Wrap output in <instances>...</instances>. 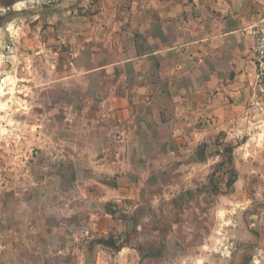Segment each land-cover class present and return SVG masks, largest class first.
<instances>
[{
  "label": "crops",
  "instance_id": "obj_1",
  "mask_svg": "<svg viewBox=\"0 0 264 264\" xmlns=\"http://www.w3.org/2000/svg\"><path fill=\"white\" fill-rule=\"evenodd\" d=\"M72 2L51 17L59 47L45 50L60 54L73 100L101 108L108 140L89 178L76 169L93 184L70 204L0 209V264H146L159 219L206 209L215 167L237 166L233 138L263 87L253 31L264 0Z\"/></svg>",
  "mask_w": 264,
  "mask_h": 264
},
{
  "label": "rangeland",
  "instance_id": "obj_2",
  "mask_svg": "<svg viewBox=\"0 0 264 264\" xmlns=\"http://www.w3.org/2000/svg\"><path fill=\"white\" fill-rule=\"evenodd\" d=\"M72 1L17 0L10 8L0 6V209H59L93 184L76 181L75 171L89 178L103 153L99 147L108 136L102 119L92 115L101 108L73 100L71 87L57 81L60 54L50 58L45 50L51 38L59 47L60 22L51 17ZM50 62L56 68L50 69ZM262 86L244 130L233 138L241 148L234 152L237 168L215 167L206 209H179L159 219V236L154 231L152 244L143 247L142 255L155 257L146 264H264ZM76 108L83 117L75 116ZM234 168L241 178L231 189ZM129 241L137 247L135 237Z\"/></svg>",
  "mask_w": 264,
  "mask_h": 264
},
{
  "label": "built area",
  "instance_id": "obj_3",
  "mask_svg": "<svg viewBox=\"0 0 264 264\" xmlns=\"http://www.w3.org/2000/svg\"><path fill=\"white\" fill-rule=\"evenodd\" d=\"M255 36L254 53L258 64V81L262 85L264 83V25L253 31ZM2 85H6V80L1 81Z\"/></svg>",
  "mask_w": 264,
  "mask_h": 264
},
{
  "label": "trees",
  "instance_id": "obj_4",
  "mask_svg": "<svg viewBox=\"0 0 264 264\" xmlns=\"http://www.w3.org/2000/svg\"><path fill=\"white\" fill-rule=\"evenodd\" d=\"M17 2V0H13L10 3H4L3 0H0V6L3 8H10L12 7L15 3Z\"/></svg>",
  "mask_w": 264,
  "mask_h": 264
},
{
  "label": "bare ground",
  "instance_id": "obj_5",
  "mask_svg": "<svg viewBox=\"0 0 264 264\" xmlns=\"http://www.w3.org/2000/svg\"><path fill=\"white\" fill-rule=\"evenodd\" d=\"M3 107V105L0 103V109Z\"/></svg>",
  "mask_w": 264,
  "mask_h": 264
}]
</instances>
